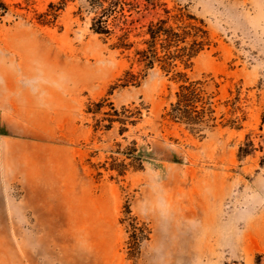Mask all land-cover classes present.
Here are the masks:
<instances>
[{
  "label": "rangeland",
  "instance_id": "rangeland-1",
  "mask_svg": "<svg viewBox=\"0 0 264 264\" xmlns=\"http://www.w3.org/2000/svg\"><path fill=\"white\" fill-rule=\"evenodd\" d=\"M3 1L0 264H264V0H123L108 34L96 0ZM181 14L209 49L140 63ZM174 71L206 81L216 126L163 118Z\"/></svg>",
  "mask_w": 264,
  "mask_h": 264
},
{
  "label": "trees",
  "instance_id": "trees-1",
  "mask_svg": "<svg viewBox=\"0 0 264 264\" xmlns=\"http://www.w3.org/2000/svg\"><path fill=\"white\" fill-rule=\"evenodd\" d=\"M107 3V5H104ZM123 0H96L92 9L98 14L93 18L91 28L93 31L101 34L110 32L106 18L109 15L123 10ZM52 4H49L48 11L38 16L46 18V16L55 17L52 11ZM8 12V5L0 0V16ZM40 22L44 21V19ZM147 39L144 41L146 45L142 49H138V61L144 63L146 67H153L155 63L159 64L161 69L166 73H170L177 66V62L183 67H189L192 59L205 49H209L210 40L207 30L204 28L202 21L197 20L191 15L175 16L174 23H168L166 18H160L150 22L147 25ZM128 74V72L126 73ZM174 75L180 81L174 93V101L169 103L168 108L162 115L173 122L184 123L185 125L198 126H216L217 117L215 116V105L212 98L214 92L205 90V80H190L186 74L181 71H174ZM218 83H214V87L218 88ZM228 102V101H227ZM234 104L235 102H231ZM123 108V113L126 111ZM235 112V107L230 110ZM118 115V114H117ZM219 118H224L222 113ZM120 118V121L123 122ZM222 125H228L234 128H240L238 117L229 118ZM243 150V149H242ZM244 151V150H243Z\"/></svg>",
  "mask_w": 264,
  "mask_h": 264
}]
</instances>
